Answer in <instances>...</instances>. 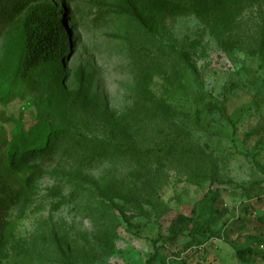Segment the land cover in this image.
<instances>
[{
    "label": "rangeland",
    "instance_id": "1",
    "mask_svg": "<svg viewBox=\"0 0 264 264\" xmlns=\"http://www.w3.org/2000/svg\"><path fill=\"white\" fill-rule=\"evenodd\" d=\"M52 1L64 49L26 80L21 15L0 27V140L37 123L54 76L68 130L33 165L0 264H147L155 251L153 264H243V249L264 264V0H129L151 28L126 0ZM179 216L215 236L169 240Z\"/></svg>",
    "mask_w": 264,
    "mask_h": 264
},
{
    "label": "trees",
    "instance_id": "2",
    "mask_svg": "<svg viewBox=\"0 0 264 264\" xmlns=\"http://www.w3.org/2000/svg\"><path fill=\"white\" fill-rule=\"evenodd\" d=\"M0 27L11 18L12 14H20L22 33L23 61L21 77L27 79L36 68L44 65L53 66L58 63V51L64 49L63 38L66 23L62 19L59 2L49 4L48 0H0ZM202 9L208 5H220L225 0H196ZM126 12L139 24L152 27V20L146 19L138 8L126 0ZM70 23V20H69ZM73 26V25H72ZM186 60V56L183 55ZM52 74L56 75L53 70ZM55 78V76H54ZM48 95L37 99V123L28 130H9L4 132L0 140V250L12 231V223L8 216L12 208L25 196L29 180L35 173L33 165L45 162L54 156L57 146L68 130L62 122H56V87L55 79ZM50 83V82H49ZM47 83V84H49ZM42 84V83H39ZM44 86V85H42ZM137 159L146 156V152L133 146H122ZM256 185V183H254ZM194 213V211H193ZM219 213V211H217ZM169 240L175 241L184 233L194 235L209 234L215 236L208 228L201 226L193 217L179 216L169 226ZM57 248L62 258L68 263V256L59 243ZM155 248V246H153ZM239 262L246 264L256 256L252 249L236 251ZM157 251L151 254L147 264H153Z\"/></svg>",
    "mask_w": 264,
    "mask_h": 264
}]
</instances>
